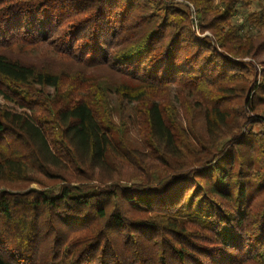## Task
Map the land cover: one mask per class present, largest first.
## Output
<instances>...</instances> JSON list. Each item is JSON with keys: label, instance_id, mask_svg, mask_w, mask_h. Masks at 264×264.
Segmentation results:
<instances>
[{"label": "trees", "instance_id": "obj_1", "mask_svg": "<svg viewBox=\"0 0 264 264\" xmlns=\"http://www.w3.org/2000/svg\"><path fill=\"white\" fill-rule=\"evenodd\" d=\"M263 55L264 0H0V264H264Z\"/></svg>", "mask_w": 264, "mask_h": 264}, {"label": "rangeland", "instance_id": "obj_2", "mask_svg": "<svg viewBox=\"0 0 264 264\" xmlns=\"http://www.w3.org/2000/svg\"><path fill=\"white\" fill-rule=\"evenodd\" d=\"M179 1H181V0H179ZM256 8V5H255V3L254 4H252V5H250L248 8H247V10H253V9H255ZM190 10L192 11V13H193V8L190 6ZM207 33V32H206ZM263 57H264V55H263ZM262 58V57H261ZM254 65L257 67V69H258V71L260 70V66L257 64H255L254 63ZM0 102H1V100H0ZM129 112H131L130 110H129V108H126L125 109V114L126 113H129ZM130 114V113H129ZM115 116H116V113L114 114ZM195 122L198 124V126H200L201 125V118H200V116L199 115H196L195 114ZM130 131H129V137H130V140L131 141H135V142H137V144L140 146V147H137L139 150H140V153L141 152H144L145 151V147H143V146H141L140 144V141L141 140H139L140 138V136L137 134V131H136V129L134 128V127H131L130 129H129ZM141 156V155H140ZM124 169L126 170V171H128L129 170V166L128 167H124ZM30 187H36V185H34V184H31L30 185Z\"/></svg>", "mask_w": 264, "mask_h": 264}]
</instances>
